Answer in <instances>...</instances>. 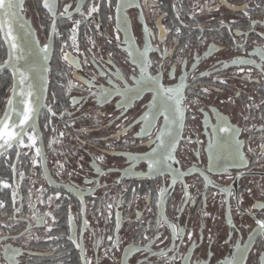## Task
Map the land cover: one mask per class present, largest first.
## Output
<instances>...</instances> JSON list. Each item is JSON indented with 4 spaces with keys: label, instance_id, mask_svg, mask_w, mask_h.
<instances>
[{
    "label": "flooded vegetation",
    "instance_id": "flooded-vegetation-1",
    "mask_svg": "<svg viewBox=\"0 0 264 264\" xmlns=\"http://www.w3.org/2000/svg\"><path fill=\"white\" fill-rule=\"evenodd\" d=\"M129 2L118 12L117 0H57L53 17L43 0H23L40 48L50 46L38 123L45 170L29 129L0 176V264H183L185 256L189 264H260L264 60L256 50H264V0ZM94 3L99 10L88 17ZM65 5L70 17L60 15ZM146 40L149 74L165 88L183 85L182 123L169 94L138 83L136 50ZM101 86L133 91L126 104L117 94L101 104L91 94ZM221 117L236 131H221ZM173 137L174 159L161 172L135 159L153 149L163 157ZM169 167L185 175L173 183Z\"/></svg>",
    "mask_w": 264,
    "mask_h": 264
},
{
    "label": "snow or ice",
    "instance_id": "snow-or-ice-1",
    "mask_svg": "<svg viewBox=\"0 0 264 264\" xmlns=\"http://www.w3.org/2000/svg\"><path fill=\"white\" fill-rule=\"evenodd\" d=\"M133 6L129 0H117V11L119 12L122 8H126V7H131ZM136 7H139V5H135ZM43 7L45 9L48 10V12L55 17L56 16V7H57V0H43ZM100 5L98 3H94L92 5L89 6L88 11H87V16L91 17L93 13L97 12L99 10ZM69 8L70 5H65L64 7V11L62 13H60L61 16H67L70 17L71 13L69 12ZM82 8V4L77 3L76 5V11H80ZM22 11V0H0V35H3L5 37L6 42L9 43V52H10V56L15 55V50L18 48V44L16 42V36L13 34V22L14 21H19L21 19V13ZM246 16L248 15L247 12L244 13ZM81 15L83 16L84 13L81 12ZM80 23V21H76V24L73 27V43L75 44V26L78 25ZM118 23H119V17H118ZM97 27H99V25H97ZM52 31L55 32V25L53 24V28ZM124 31L127 34V18L125 17V27H124ZM177 33H179L180 29L177 28L176 29ZM145 33H148L147 28H145ZM162 38V37H161ZM49 45L45 44L43 49H41V51H43L45 53V59H47V51H48ZM150 44L148 43V41L146 40L145 42V47L143 49V51H140L139 49L136 50V55L139 57L138 63L140 65V72H141V77L140 80L138 81V83H141L144 86H148V85H154L155 89L162 91L163 93L169 94V98L170 99H174L175 100V111L176 113L180 116L181 118V123H182V118H183V109L181 107V103L183 100V95L181 93V89L183 87V85L181 84L180 86L176 87V88H172V87H168L165 88L162 84L159 83V74H157L156 76H152L149 74L148 72V67L150 65V60L148 59V52L150 51ZM167 51V50H165ZM257 52L260 53L261 55V59L264 60V50L261 49H257ZM132 50L130 49L129 51V55H132ZM111 55V54H109ZM65 59H69V57L67 55H65L64 57ZM110 62V61H109ZM6 63H8V61H6ZM233 63L236 64H250L253 63V61L250 60H245V59H236L233 61ZM257 67L261 68V71H264V66L261 65H257ZM242 70V69H241ZM18 71V70H16ZM20 75V83L23 84L24 80L26 79L25 75L23 72L19 73ZM14 76H15V72H14ZM90 88L93 86L91 81H88ZM109 83H111V81H109ZM221 83H223V81H221ZM15 82L13 84V88H15ZM142 89H137L135 90V94L139 95V92ZM133 90L131 89H115L114 91L109 89V88H105L103 86L100 87V91L99 92H93L91 93L92 95L96 96L97 98V102L98 103H106L110 97L113 94H117L120 95L122 97V101L126 104L127 100L129 99V93L132 92ZM204 92H207L208 89H203ZM29 95H31V93H28ZM21 95H23V93H21ZM75 102V101H74ZM8 105L9 108H11L12 105V100L9 99L8 101ZM118 106H119V102H118ZM12 111H15L14 109H12ZM12 111H9V109L5 110V114L4 116L0 117V149H5V148H11L14 144V142L19 141L21 145H23V132H24V126L28 123V121L31 118V115L34 111L33 107H31L30 105H26L24 108V112H23V119L19 120V123L17 124L14 120H12ZM17 116H19V113H16ZM167 118V117H166ZM144 119L147 121L148 120V116L147 114L144 116ZM221 122H223L225 124V127L220 129L221 131H236L234 129H231L230 126L227 125V122L225 120H223V118H220ZM12 121V122H10ZM151 125L146 124L145 125V129L149 128ZM145 134H149L147 132H145ZM61 135H63V133H61ZM29 143L30 145L34 146L36 139L35 136H29ZM157 139H161L159 136L157 137ZM237 143H239V141H237ZM161 145H164V141L161 140ZM167 152L166 155H164L163 157H161L160 155L157 154V149H153L151 153H146L144 154L143 157H135V159H147L148 161V168L149 171H155V172H161L162 167L167 166V161L168 160H173L174 159V155L173 152L176 148V142H175V137H173V142L169 143L167 146ZM262 148H264V145L261 146ZM249 151H251V149H249ZM37 156H41V151L40 149H37ZM99 159H103V157H99ZM37 161L34 160L33 163L35 164ZM244 160H243V156H240V164L243 165ZM63 167V165H61V168ZM169 170L173 173V183H175L176 179L182 177L183 175H185V173L179 172V170H174V169H170ZM97 171L99 172L100 170L97 169ZM2 183V182H0ZM207 183V180H206ZM5 187H8L7 184L4 185ZM185 188V196L187 197L188 193H187V185L184 186ZM163 189L161 190V193H163ZM16 193H13V196L15 197ZM57 198H59L60 193H56L55 194ZM49 200H51V197H49ZM3 206V202L0 201V207ZM109 207H111L109 205ZM257 205H253V208H256ZM260 208H264V204H260L259 205ZM71 219V217H70ZM165 223H167V220L165 219L164 221ZM87 224V221H85V225ZM256 224L258 226V231H259V235L264 237V219H257L256 220ZM117 227H119V220L117 221ZM170 228H173V235H177V230L175 229L174 225L169 224ZM255 231V230H254ZM180 235L183 234V229L179 230ZM188 237L189 239L192 238V233L189 232L188 233ZM109 239L111 240V237H109ZM144 239H147V236L144 237ZM79 247V245H78ZM141 249H136V251H140ZM144 250H149V246L148 245H144ZM107 254V253H106ZM161 255H166V253L161 252ZM170 259H175V257H171ZM183 264H189V259L188 257H181ZM9 261L10 264H14L13 262V258L9 257ZM86 264H89V262H86ZM228 264H240V260L237 258H233L232 260L228 261Z\"/></svg>",
    "mask_w": 264,
    "mask_h": 264
},
{
    "label": "water",
    "instance_id": "water-1",
    "mask_svg": "<svg viewBox=\"0 0 264 264\" xmlns=\"http://www.w3.org/2000/svg\"><path fill=\"white\" fill-rule=\"evenodd\" d=\"M20 15L21 19L19 21H14L12 25L13 34L16 36V42L18 44V48L15 50V55L10 56L9 43L6 42L3 35H0L6 50L5 59L0 64V71L7 70L11 75L9 94L0 117L4 116L6 109H9V111L14 109L15 111H12V120L18 124L19 120L23 119L25 106L30 105L33 107L34 111L31 118L24 126L22 139L29 129H33L35 131L41 151L42 164L45 170L44 145L38 125V119L42 109L45 107V98L48 88V61L50 46L47 51V59H45V54L41 51L34 32L32 31L29 22L23 15L22 11ZM6 61H8V63H6ZM20 72H23L26 77L23 84L20 83ZM14 82L16 85L15 88H13ZM29 92L31 95L28 94ZM21 93H23V95H21ZM9 99L12 100L11 108H9L8 105ZM16 113H19L20 115L17 116ZM18 143L19 141H16L11 148L0 149V156L3 153L12 150L14 147H17ZM241 263L242 260H240V264ZM260 264H264V255Z\"/></svg>",
    "mask_w": 264,
    "mask_h": 264
},
{
    "label": "trees",
    "instance_id": "trees-1",
    "mask_svg": "<svg viewBox=\"0 0 264 264\" xmlns=\"http://www.w3.org/2000/svg\"><path fill=\"white\" fill-rule=\"evenodd\" d=\"M6 56V50L4 44L1 40L0 36V62L4 60ZM11 86V75L7 70L0 71V112L3 108L4 101H6L9 90ZM43 113L40 114L38 123L42 120ZM15 152H6L0 156V176H7L8 175V166L10 164V160L14 157ZM4 196V192H2L0 187V197Z\"/></svg>",
    "mask_w": 264,
    "mask_h": 264
}]
</instances>
